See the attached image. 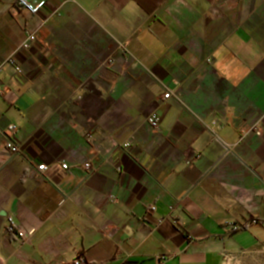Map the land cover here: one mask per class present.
I'll return each mask as SVG.
<instances>
[{
	"label": "crops",
	"instance_id": "0c3cea01",
	"mask_svg": "<svg viewBox=\"0 0 264 264\" xmlns=\"http://www.w3.org/2000/svg\"><path fill=\"white\" fill-rule=\"evenodd\" d=\"M35 1L0 0V66L22 69L0 72V264H225L264 242V0Z\"/></svg>",
	"mask_w": 264,
	"mask_h": 264
},
{
	"label": "built area",
	"instance_id": "2783aa9c",
	"mask_svg": "<svg viewBox=\"0 0 264 264\" xmlns=\"http://www.w3.org/2000/svg\"><path fill=\"white\" fill-rule=\"evenodd\" d=\"M48 2L47 1H35V0H17V6L28 12L31 15H38L44 8H46ZM37 42V35L31 30H26L25 31V40L23 42L22 48L23 49H30L33 44ZM5 65H12L16 68L18 72H22V69L13 58L9 59L4 65L0 66V72L3 71V68ZM175 86H179L178 81H174ZM4 87L0 84V93L4 92ZM172 97V93L168 92L167 94L164 95V99L168 100ZM148 125L153 129V130H160L161 128V118L157 114H151L148 119H147ZM18 131V128L14 125L11 124L9 125L5 130L2 131V135L6 140V147L7 150L10 153L11 157L18 156L22 153V149L17 143L15 142V136ZM214 140L221 145L225 151H229V147L225 145L222 140L214 134ZM125 145V147H127ZM69 166L67 164H63V169L67 170ZM85 168L87 169L88 172H93L94 168L90 163H87L85 165ZM37 170V180L39 182H43L46 179V172L48 171V166L46 164H42L36 167ZM244 226H238L235 227V231H240L243 230ZM8 232L11 235H15L17 237L18 243H25L27 236L24 231H22L19 226L16 224L14 219L12 217L8 218ZM77 264H81L78 262Z\"/></svg>",
	"mask_w": 264,
	"mask_h": 264
},
{
	"label": "rangeland",
	"instance_id": "374dc122",
	"mask_svg": "<svg viewBox=\"0 0 264 264\" xmlns=\"http://www.w3.org/2000/svg\"><path fill=\"white\" fill-rule=\"evenodd\" d=\"M225 264H264V242L253 250L228 255Z\"/></svg>",
	"mask_w": 264,
	"mask_h": 264
}]
</instances>
